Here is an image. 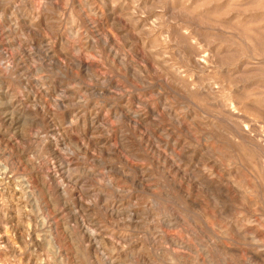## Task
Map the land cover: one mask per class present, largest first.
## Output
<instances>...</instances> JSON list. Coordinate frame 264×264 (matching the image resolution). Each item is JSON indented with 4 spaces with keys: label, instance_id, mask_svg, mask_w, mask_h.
Segmentation results:
<instances>
[{
    "label": "rangeland",
    "instance_id": "374dc122",
    "mask_svg": "<svg viewBox=\"0 0 264 264\" xmlns=\"http://www.w3.org/2000/svg\"><path fill=\"white\" fill-rule=\"evenodd\" d=\"M0 242L264 264V0H0Z\"/></svg>",
    "mask_w": 264,
    "mask_h": 264
},
{
    "label": "bare ground",
    "instance_id": "6f19581e",
    "mask_svg": "<svg viewBox=\"0 0 264 264\" xmlns=\"http://www.w3.org/2000/svg\"><path fill=\"white\" fill-rule=\"evenodd\" d=\"M195 55H196V53H195ZM201 60H202V59H201ZM1 237H2V236H1ZM2 243H3V242H2ZM0 244H1V242H0ZM4 246H5V245H3V246H2V245H0V248H1V247H3V248H4ZM1 259H3V258H1Z\"/></svg>",
    "mask_w": 264,
    "mask_h": 264
}]
</instances>
